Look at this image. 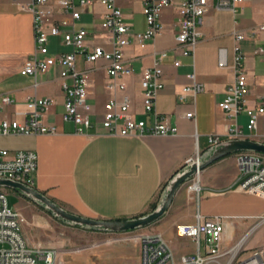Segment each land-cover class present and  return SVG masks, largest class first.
Instances as JSON below:
<instances>
[{
	"label": "crops",
	"instance_id": "0c3cea01",
	"mask_svg": "<svg viewBox=\"0 0 264 264\" xmlns=\"http://www.w3.org/2000/svg\"><path fill=\"white\" fill-rule=\"evenodd\" d=\"M178 2L179 0H172V4L163 10L162 32L148 40L144 47H140L130 35V43L124 48V57L134 71L121 79L126 83L125 90L117 91L119 96L124 93L129 95L131 112L136 118L152 120L153 114L145 113L142 109L139 78L160 51H167L168 55L163 57L161 63L164 87L158 92L155 106L178 130L176 133L167 134L146 132L117 135L107 133L100 123L103 103L112 95V90L107 87L105 61L100 59L92 63L86 62L80 54L76 57L77 68L86 70L88 100L96 114L92 126L76 132L73 122L64 121L61 117L64 93L60 85L58 65L36 77L19 72L24 59L34 50L32 13L21 9L16 2L0 0V99L3 94L14 98L12 104L0 109V117L15 116L22 121L26 115L14 112L25 110L27 96H48L55 102L43 114L42 121L57 127L56 133L0 135V148L11 151L35 150L37 167L33 173L34 187L64 208L84 216L104 219L129 218L146 213L150 211L152 202L159 201L164 181L189 158L206 153L209 134L225 132V124L231 120L218 106V102L223 99L226 87L234 75L230 65L220 67L217 59L218 48L225 46L229 49L228 61L231 62L233 36L228 46L218 39L223 34L214 33L224 30L227 32V19H232L233 29L237 16L228 9L209 8L200 25L203 32L200 41L205 36L214 43L208 60L199 56L196 62L195 54L190 56L173 52L178 29ZM243 2L238 5V9L244 7ZM116 3L132 32L145 30L146 20L140 0H116ZM97 4L100 5L97 11L102 21L106 8L99 1H95L82 10L75 24L88 31L86 42L89 46L103 43L109 47L100 24H95L93 20ZM134 4L144 16L142 27H137L130 21V9ZM236 26L247 29L252 25L242 22ZM251 41L254 47L259 39ZM55 45L60 48L54 50ZM48 47L51 54L72 50L71 45L63 43L61 35H48ZM243 54L250 88L247 100L249 104H255L262 92L260 81L264 75V60L255 53L250 54L243 50ZM174 58L180 60L178 66L173 64ZM192 70L198 81L204 84V90L194 98L187 96L179 101L178 93L189 82L186 75ZM189 110L194 111V117L185 115ZM239 121L244 125L246 116L241 114ZM244 131L251 134L249 138L264 142L263 122L260 121L256 133L248 132L245 126ZM235 156L236 152L219 157L199 171L202 187L199 205L195 201L184 212H176L173 219L194 221L197 210L205 216L227 215L224 236L228 241L234 239L229 246L235 244L253 224L254 221L248 218L264 212V197L237 188L239 170ZM13 190L19 198L27 197ZM176 193L170 205L174 202ZM136 229H91L94 239L88 244L55 245L59 250L58 261L61 264H140V243L136 239L139 232H135ZM181 253L184 252L176 254Z\"/></svg>",
	"mask_w": 264,
	"mask_h": 264
},
{
	"label": "built area",
	"instance_id": "2783aa9c",
	"mask_svg": "<svg viewBox=\"0 0 264 264\" xmlns=\"http://www.w3.org/2000/svg\"><path fill=\"white\" fill-rule=\"evenodd\" d=\"M21 9L29 10L33 17L34 50L23 61L19 68L21 74L36 77L58 65L60 85L64 93L62 119L71 121L76 132H82L92 126L96 116L93 105L88 100V79L86 70L76 66V57L82 55L86 62L105 61L108 75L107 87L112 95L104 101L100 123L107 133L117 135H134L139 133L167 134L176 133V125L169 123L166 115L156 110V97L164 87L162 59L168 55L163 50L154 57L152 64L140 75L139 85L142 95V109L152 113L153 118H136L131 112V99L127 94L117 95L124 91L125 81L121 79L133 73L134 69L124 57V48L130 43V35L140 47L148 40L154 39L163 30L162 12L172 4V0H140L145 15L146 28L141 32H132L131 26L123 18L121 8L116 0H14ZM99 1L106 12L100 23L106 43H95L89 46L86 42L88 31L75 22L86 7ZM245 0H179L176 11L177 32L173 52L193 56L196 44L203 36L200 25L203 16L210 7L228 9L236 17L238 5ZM263 12L258 23L247 29H232L231 62L229 49L218 48V65L231 66L234 78L226 87V92L218 106L224 110L231 121L225 124L224 133H211L208 136L207 150L226 139L249 138L248 132L258 131L260 121L264 123V75L260 81L262 92L255 104L248 103L250 93L248 72L244 63L241 42L246 39H259L254 46V53L264 60V0H261ZM64 27H68L64 29ZM48 35H61L63 43L72 46L69 52L51 54L48 47ZM173 64L178 66L180 60L174 58ZM189 82L182 86L178 100L187 96L193 98L204 90V84L196 78L194 70L187 73ZM14 102L9 94L0 99V109ZM48 96L29 95L25 100V110L15 111L24 114L20 121L15 116L0 117V135H32L40 133H56L55 125H47L42 121L43 114L54 103ZM246 116V123L239 121V116ZM194 117V111L185 113ZM195 157L190 159L197 158ZM236 163L239 170L237 188L248 193L264 197V153L255 150H239L236 152ZM37 167V153L32 149L8 150L0 148V177L34 186L33 173ZM188 190L192 193L197 206L202 191L199 171L190 178ZM194 221L179 222L175 232L179 237H187L193 241L195 251L176 255L170 241L160 232H141L136 234L140 243V264H264V244L255 246L249 253L239 258L245 241L253 231L264 223V212L255 216L253 224L231 246L224 245V232L227 215L213 214L205 216L200 210L195 212ZM21 213L10 206L4 187H0V264H61L58 261L59 250L55 246L30 244L24 237ZM202 241L204 244L202 245Z\"/></svg>",
	"mask_w": 264,
	"mask_h": 264
},
{
	"label": "rangeland",
	"instance_id": "374dc122",
	"mask_svg": "<svg viewBox=\"0 0 264 264\" xmlns=\"http://www.w3.org/2000/svg\"><path fill=\"white\" fill-rule=\"evenodd\" d=\"M16 2L14 0H6ZM243 8L238 9L236 16L237 21L236 25L242 24H256L261 18V14L263 12V5L261 0H249L243 2ZM100 5L97 4V8L95 10V24H100V17L98 16V11ZM131 17L130 21L137 27H142L144 25V16L141 14V11L134 4L133 8L130 9ZM218 14L216 18H218ZM243 18V20H242ZM232 19H227L226 24L229 29L227 32L224 31H215L216 34H223L220 36L221 41H224L228 46L232 42V28H231ZM204 40L199 41L195 47V58L196 62H198V57L201 56L203 59L209 58L211 53V49L213 46V41L211 39H207L204 36ZM243 50L246 53H254L253 42L251 40H243L241 43ZM59 49L60 46H53V49ZM55 50V49H54ZM167 181H164L162 184V189L160 191L163 192ZM190 183V179L186 180L184 183L180 185L177 190L174 202L169 206L167 212H165L158 220L153 223L137 228L135 232H160L162 233L169 241L175 253L184 252L190 253L195 251V246L193 241L189 240L187 237H179L175 232V226L179 222H183L182 220L173 221L174 214L184 212L191 205H194L195 200L192 196V193L188 190V184ZM7 194L8 203L10 206L16 208L22 216V224L21 230L24 237L30 244H41L44 246H59V245H81L88 244L94 238L91 234V229L88 227H84L81 225L72 224L64 219H61L55 216L53 213L49 212L43 205L29 199V198H19L14 190L10 187L4 188ZM252 221H255V216L253 218H248ZM246 220V219H245ZM234 239H230L229 241L225 238L224 245L229 246ZM204 242L202 241V245ZM264 244V223L259 225L253 233L249 236V238L244 243V248L239 252L238 257L241 258L247 253L251 251V249L255 246ZM177 255V254H176ZM43 264V262H40Z\"/></svg>",
	"mask_w": 264,
	"mask_h": 264
},
{
	"label": "water",
	"instance_id": "95a60500",
	"mask_svg": "<svg viewBox=\"0 0 264 264\" xmlns=\"http://www.w3.org/2000/svg\"><path fill=\"white\" fill-rule=\"evenodd\" d=\"M239 150H255L264 153V142L251 138H233L221 141L201 156L198 155L197 158L190 159L183 167L173 173L168 179L159 201L152 210L129 218L104 219L84 216L64 208L36 187L8 178L0 177V187H10L19 191L31 200L43 205L55 216L72 224L104 231H127L147 226L158 220L166 212L182 183L219 157Z\"/></svg>",
	"mask_w": 264,
	"mask_h": 264
},
{
	"label": "trees",
	"instance_id": "16d2710c",
	"mask_svg": "<svg viewBox=\"0 0 264 264\" xmlns=\"http://www.w3.org/2000/svg\"><path fill=\"white\" fill-rule=\"evenodd\" d=\"M181 167H183V165H182ZM181 167H180V168H181ZM180 168H178L177 170H179ZM177 170H176V171H177ZM176 171H175V172H176ZM175 172H174V173H175ZM51 199H52V198H51ZM52 200H53V199H52ZM156 204H157L156 201L152 202V203L150 204V210H152V209L156 206ZM48 211H49V210H48ZM49 212H50V211H49Z\"/></svg>",
	"mask_w": 264,
	"mask_h": 264
}]
</instances>
